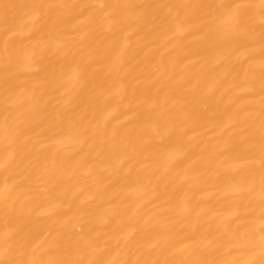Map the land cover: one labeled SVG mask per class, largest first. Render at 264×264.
<instances>
[{
    "label": "bare ground",
    "instance_id": "6f19581e",
    "mask_svg": "<svg viewBox=\"0 0 264 264\" xmlns=\"http://www.w3.org/2000/svg\"><path fill=\"white\" fill-rule=\"evenodd\" d=\"M41 2L176 5L213 0H0V34L5 28L3 4ZM68 11L74 16L63 37L71 46L69 59L80 60L82 54L86 58L89 52L94 58L82 82L69 84L66 97L61 95L63 88L54 93L46 112L36 118L39 127H32L28 139L21 137L9 149L15 156L7 169L0 167V191L12 177L7 183L19 200L7 215L0 202V235L6 227L18 228L38 233L33 244H47L62 226L76 232L83 227L86 233L91 228V235L113 237V251L105 259H129L134 257L117 244L121 229L135 225L147 233L145 241H152L178 218L181 200L194 206L190 221L198 219L197 231L223 230L230 213L243 211L235 206L240 197L228 186L240 161L231 152L216 156L231 143L236 120L231 87L235 73H225L238 67L243 57L210 54L195 33L180 34L162 19L167 9L153 10L142 27L127 29L126 37L124 32L103 31L87 13L75 15L79 9ZM25 19L24 9H12L7 24L14 31L24 26L18 42L39 40L41 33L33 36ZM40 55L42 64L64 62L58 53ZM214 59L220 61L218 66ZM2 76L0 72V165L6 155ZM64 99L70 101L63 105L65 119L57 121L55 112L61 105L56 100L63 104ZM67 117H72L71 124ZM19 119L25 122L24 116ZM50 123L54 126L49 128ZM164 125L174 130L171 138ZM186 127L194 131L180 135ZM145 142L146 150L132 152V146ZM184 176L187 180L179 183Z\"/></svg>",
    "mask_w": 264,
    "mask_h": 264
},
{
    "label": "snow or ice",
    "instance_id": "6c2138e0",
    "mask_svg": "<svg viewBox=\"0 0 264 264\" xmlns=\"http://www.w3.org/2000/svg\"><path fill=\"white\" fill-rule=\"evenodd\" d=\"M2 8L5 28L0 34V72L5 90L3 134L6 155L0 167L7 169L10 166L15 151L9 149L21 137L28 139L32 127H39L36 118L46 112L55 99L53 94L63 88L61 95L66 97L67 86L82 82L94 58L89 52L86 58L82 54L80 60L69 59L71 46L63 39L74 19L69 9H79L75 15L83 17L87 13L103 31L124 32L125 37L130 27H142L153 10L167 9L162 19L180 34L195 33L210 54H227L224 59L233 54L243 57V61H238V67L233 65L225 73H235L231 87L235 90L232 103L236 105V120L232 126L231 143L216 153L217 157H223L224 152H231L240 161L228 186L240 197L235 206L243 211L230 213L223 230L217 229L214 233L197 231L198 219L195 223L190 221L194 206L188 200H181L178 218L164 226L152 241H145L147 233L135 225L121 229L117 244L121 245L125 255L134 257L123 260L105 259L113 251L110 243L113 237L106 235L101 239L99 233L91 235V228L87 233L83 227L76 232L65 225L51 236L50 243L33 244L38 233H24L21 229L6 227L0 235V264H264V0H259L258 4L246 0H213L211 3L176 5L5 3ZM18 8L25 10L27 30L33 36L41 33L39 40L28 44L18 42L17 37L25 30L24 26L14 31L7 24L9 12ZM124 44L127 45L126 38ZM45 51L58 53L64 62L42 64L40 54ZM213 63L218 66L220 61L214 59ZM68 103V99H64L63 104L56 100L61 107L55 112V120L65 119L63 105ZM184 115L190 118L191 113ZM20 116L25 117V122L19 119ZM67 120L72 123V117ZM53 126V123L48 125L49 128ZM163 128L171 138L174 130L166 125ZM192 131L194 128L186 127L181 129L180 135ZM146 147V142L138 147L132 146V152L144 151ZM77 165L83 166V162L77 161ZM91 171L89 168L88 172ZM11 179L6 178L4 189L0 191L5 215L19 200L11 194L7 183ZM186 180V176L180 177L179 183ZM42 191L47 193L48 189ZM202 212L196 211L195 216L199 218ZM109 215L111 218L115 216L114 213Z\"/></svg>",
    "mask_w": 264,
    "mask_h": 264
}]
</instances>
